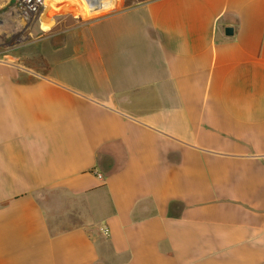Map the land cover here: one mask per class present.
<instances>
[{
	"label": "crops",
	"instance_id": "1",
	"mask_svg": "<svg viewBox=\"0 0 264 264\" xmlns=\"http://www.w3.org/2000/svg\"><path fill=\"white\" fill-rule=\"evenodd\" d=\"M45 57L0 60V264H264V0H148Z\"/></svg>",
	"mask_w": 264,
	"mask_h": 264
},
{
	"label": "rangeland",
	"instance_id": "2",
	"mask_svg": "<svg viewBox=\"0 0 264 264\" xmlns=\"http://www.w3.org/2000/svg\"><path fill=\"white\" fill-rule=\"evenodd\" d=\"M146 1L107 0L111 7L88 12L83 0H44L36 14H28L22 0H0V20L5 21L0 26V60L43 74L45 53L64 44L80 26Z\"/></svg>",
	"mask_w": 264,
	"mask_h": 264
},
{
	"label": "built area",
	"instance_id": "3",
	"mask_svg": "<svg viewBox=\"0 0 264 264\" xmlns=\"http://www.w3.org/2000/svg\"><path fill=\"white\" fill-rule=\"evenodd\" d=\"M30 0H22V3L25 6V12L28 14H36L41 6L44 4V0H32L31 3H29ZM104 235H109V229L107 227H104L102 230Z\"/></svg>",
	"mask_w": 264,
	"mask_h": 264
},
{
	"label": "water",
	"instance_id": "4",
	"mask_svg": "<svg viewBox=\"0 0 264 264\" xmlns=\"http://www.w3.org/2000/svg\"><path fill=\"white\" fill-rule=\"evenodd\" d=\"M4 24H5V21L0 20V26H3ZM225 31H226L227 35H233V32H234L233 28H231V27H227L225 29Z\"/></svg>",
	"mask_w": 264,
	"mask_h": 264
},
{
	"label": "trees",
	"instance_id": "5",
	"mask_svg": "<svg viewBox=\"0 0 264 264\" xmlns=\"http://www.w3.org/2000/svg\"><path fill=\"white\" fill-rule=\"evenodd\" d=\"M48 69H49V65L47 64V67H46V71L45 72H47Z\"/></svg>",
	"mask_w": 264,
	"mask_h": 264
},
{
	"label": "bare ground",
	"instance_id": "6",
	"mask_svg": "<svg viewBox=\"0 0 264 264\" xmlns=\"http://www.w3.org/2000/svg\"><path fill=\"white\" fill-rule=\"evenodd\" d=\"M29 1V0H28ZM32 1V0H31ZM31 1L29 2V3H31ZM83 1H85V0H83Z\"/></svg>",
	"mask_w": 264,
	"mask_h": 264
}]
</instances>
